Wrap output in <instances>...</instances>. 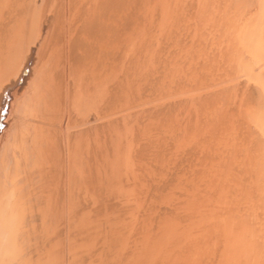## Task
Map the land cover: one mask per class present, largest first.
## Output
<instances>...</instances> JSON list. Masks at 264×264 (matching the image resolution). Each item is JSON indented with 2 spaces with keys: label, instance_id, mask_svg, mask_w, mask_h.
<instances>
[{
  "label": "bare ground",
  "instance_id": "obj_1",
  "mask_svg": "<svg viewBox=\"0 0 264 264\" xmlns=\"http://www.w3.org/2000/svg\"><path fill=\"white\" fill-rule=\"evenodd\" d=\"M131 2L0 0V264H264V0Z\"/></svg>",
  "mask_w": 264,
  "mask_h": 264
},
{
  "label": "rangeland",
  "instance_id": "obj_2",
  "mask_svg": "<svg viewBox=\"0 0 264 264\" xmlns=\"http://www.w3.org/2000/svg\"><path fill=\"white\" fill-rule=\"evenodd\" d=\"M129 1L131 2L132 0H127V3H128ZM128 4H129V3H128ZM128 4H127V5H128ZM141 8H142V3H141V2H131L130 5H129V8L126 9L125 12L130 13V12H133V11H139ZM1 28H2V25H0V29H1ZM121 41H122V39H116V40H115V43H111V44H109L108 46H109V47H111V46H117ZM1 71H2V70H1ZM92 72H93V70H92ZM2 74H3V73H2ZM0 76H1V75H0ZM31 76H33V74H32ZM31 76H30V80H31ZM1 77H2V76H1ZM28 79H29V78H28ZM28 79L25 81V85H28V83H29L28 81H30V80H28ZM1 80H2V79H1ZM26 83H27V84H26ZM30 109H31V108H30ZM30 109H29V110H30ZM32 109H33V108H32ZM32 109H31V111H34V110H32ZM28 113H29V112H28ZM33 114H34V113H31V114L27 115V117L29 118V116H30V115H33ZM34 115H36V113H35ZM34 115H33V116H34ZM33 116H32V117H33ZM36 117H37V116H36ZM28 118H27V119H28ZM32 119L34 120V119H35V116H34V118H31V117H30V119H29L28 121H30V120L32 121Z\"/></svg>",
  "mask_w": 264,
  "mask_h": 264
},
{
  "label": "snow or ice",
  "instance_id": "obj_3",
  "mask_svg": "<svg viewBox=\"0 0 264 264\" xmlns=\"http://www.w3.org/2000/svg\"><path fill=\"white\" fill-rule=\"evenodd\" d=\"M8 99H10V97H6V101H7ZM8 110H9V109L6 107L5 110H4V111H5V115H7Z\"/></svg>",
  "mask_w": 264,
  "mask_h": 264
}]
</instances>
